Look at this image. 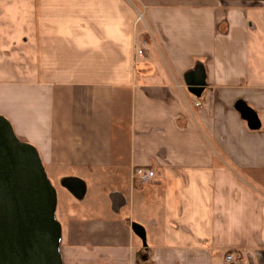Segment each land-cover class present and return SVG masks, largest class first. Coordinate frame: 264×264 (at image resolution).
I'll use <instances>...</instances> for the list:
<instances>
[{
	"label": "crops",
	"instance_id": "crops-1",
	"mask_svg": "<svg viewBox=\"0 0 264 264\" xmlns=\"http://www.w3.org/2000/svg\"><path fill=\"white\" fill-rule=\"evenodd\" d=\"M0 115L63 195L62 264H264V0H0Z\"/></svg>",
	"mask_w": 264,
	"mask_h": 264
},
{
	"label": "water",
	"instance_id": "water-1",
	"mask_svg": "<svg viewBox=\"0 0 264 264\" xmlns=\"http://www.w3.org/2000/svg\"><path fill=\"white\" fill-rule=\"evenodd\" d=\"M202 67L186 75L191 93L201 96L205 82ZM236 109L252 130L261 122L244 102ZM57 191L48 179L38 149L20 141L11 122L0 115V264H62L61 224L56 219ZM134 233L142 240L140 262L151 258L146 231L134 223Z\"/></svg>",
	"mask_w": 264,
	"mask_h": 264
},
{
	"label": "built area",
	"instance_id": "built-area-1",
	"mask_svg": "<svg viewBox=\"0 0 264 264\" xmlns=\"http://www.w3.org/2000/svg\"><path fill=\"white\" fill-rule=\"evenodd\" d=\"M140 54H142L143 52L140 51L139 52ZM196 106L197 107H201L202 106V103L201 102H197L196 103ZM138 179L139 181L142 183V184H147L149 182H151L154 178V172L150 171V170H141V171H138ZM227 262L228 263H234L236 262V257L234 254H231L227 257Z\"/></svg>",
	"mask_w": 264,
	"mask_h": 264
},
{
	"label": "rangeland",
	"instance_id": "rangeland-1",
	"mask_svg": "<svg viewBox=\"0 0 264 264\" xmlns=\"http://www.w3.org/2000/svg\"><path fill=\"white\" fill-rule=\"evenodd\" d=\"M141 27L142 26V23L140 25ZM47 173V172H46ZM49 179V178H48ZM50 181V179H49ZM51 182V181H50ZM52 184V183H51ZM53 185V184H52ZM54 186V185H53ZM55 188V186H54ZM56 189V188H55ZM57 191V189H56ZM57 199H58V203H57V210H56V219L58 220V222L61 224V227L64 226V228H66V224H67V221H66V211L64 209V205L65 203H63V195L61 193H59L57 191ZM62 238V236H61ZM140 239V238H138ZM141 240V239H140ZM61 245V243H60Z\"/></svg>",
	"mask_w": 264,
	"mask_h": 264
}]
</instances>
